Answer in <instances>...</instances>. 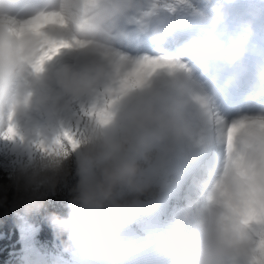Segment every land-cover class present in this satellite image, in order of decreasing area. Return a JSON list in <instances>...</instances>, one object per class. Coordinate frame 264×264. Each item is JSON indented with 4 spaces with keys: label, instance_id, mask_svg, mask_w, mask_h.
<instances>
[{
    "label": "clouds",
    "instance_id": "obj_1",
    "mask_svg": "<svg viewBox=\"0 0 264 264\" xmlns=\"http://www.w3.org/2000/svg\"><path fill=\"white\" fill-rule=\"evenodd\" d=\"M232 3L0 0V154L21 194L16 207L38 210L75 181L67 215L48 217L66 255L26 253L25 264H137L130 226L181 163L213 144L214 162L154 236L153 260L264 264V103L228 118L214 86L248 70L253 24L233 31ZM141 38L150 52L135 50ZM248 95L264 101V61Z\"/></svg>",
    "mask_w": 264,
    "mask_h": 264
},
{
    "label": "trees",
    "instance_id": "obj_2",
    "mask_svg": "<svg viewBox=\"0 0 264 264\" xmlns=\"http://www.w3.org/2000/svg\"><path fill=\"white\" fill-rule=\"evenodd\" d=\"M228 10L230 14L229 23L233 31L238 21L251 19L254 34L250 41L254 40V35L264 34V0H233V3L228 6ZM250 41L248 45L252 46L253 42ZM74 182V178L69 176L65 183L57 185L54 192L47 194L38 210L24 213L21 208L16 207L21 194L16 192L9 178L7 159L0 154V234L4 235L0 241L10 234L11 238L18 240L24 253L39 252L46 259L50 252L57 255H66L61 253L60 242L49 227L48 217L51 214L67 215L66 205L70 196L69 188ZM149 207L142 214L139 221L130 226L129 230L135 233L138 238L143 236L146 232L145 229L156 225L164 217L162 214L164 210L151 213ZM3 263L4 258L0 255V264ZM12 264H25V261L23 258H19Z\"/></svg>",
    "mask_w": 264,
    "mask_h": 264
},
{
    "label": "rangeland",
    "instance_id": "obj_3",
    "mask_svg": "<svg viewBox=\"0 0 264 264\" xmlns=\"http://www.w3.org/2000/svg\"><path fill=\"white\" fill-rule=\"evenodd\" d=\"M185 21L189 24L193 23V19L190 17H185ZM229 26L231 28L230 23H229ZM254 36H255L254 40L250 41V42H253V44H252V46L248 45V50H247L245 57H244V62H248V61H250V59H253V61H256V62L252 61L253 66L258 61H264V34H262V35L257 34ZM144 41H145V39L141 38L139 41L138 47L135 50L143 51V52H150L151 49L143 46ZM166 51H168V50H166ZM222 81H221V83H219L218 86H215L219 91V95L217 97V104H218V107H219V110L221 111V113L224 114L226 117L230 118L231 116L237 114V112L235 111V109H236L235 103L237 102V100L235 98L236 94L233 93V94L228 95L229 101L226 100V102L231 107H233V109L229 114H226L223 110V107H222V104L224 103V101H222L224 96H222L221 93H222L223 89H227V88L223 87ZM233 86H230L228 88H233ZM246 90H247L246 88H243L240 93L245 94ZM246 99L248 101L249 100L252 101L255 104L259 103V101L252 99L248 95V93H246L245 97L243 99H241V101H239V105L241 106V104L245 103ZM218 151H219V149L215 144L210 145L209 148L205 152L193 154V156L190 159L181 163L174 170L172 177H171V182L161 191V193L159 195V199L157 201H155L149 207V211L151 213H157L159 210H164V213H162L164 217H162V219H160L156 225L150 226L149 229L148 228L145 229L146 232L143 234V236L138 238L140 241V246L145 248V250L147 252H152V240H153L154 236L158 234L157 233L154 235L151 233V231L153 229H158V231H161L164 227V224H165L167 217L169 216V214L171 213L173 208L175 206H177L178 203L183 202V197L185 195V194H183V191H186L188 189L189 182L192 178V176L189 175V171L192 168H195L197 166H198V169L200 170L204 165L213 163L215 158H216V154L218 153ZM181 186L182 187L185 186V190L179 191ZM177 191H179V192H177ZM175 192H177V194H176L177 199H173V200L171 199L172 202H169V196L173 195ZM168 208H169V210H168ZM1 237H4V235L0 234V239H1ZM141 251H142V249H141ZM0 252H1V254H0L1 257L4 258L3 264H7V263L12 264L13 262L18 260L19 258H23L24 255L26 254L21 250V247L18 243V240L11 238L10 234L7 236V238L0 241ZM32 252L33 251H30L29 253H32ZM146 255H150L152 257V253H146ZM57 256H60V255H57V254L50 252L47 255V259H52V258H55Z\"/></svg>",
    "mask_w": 264,
    "mask_h": 264
},
{
    "label": "bare ground",
    "instance_id": "obj_4",
    "mask_svg": "<svg viewBox=\"0 0 264 264\" xmlns=\"http://www.w3.org/2000/svg\"><path fill=\"white\" fill-rule=\"evenodd\" d=\"M180 35H183V33H180ZM143 46L146 47V48H149V49L152 48V45L147 40H145L143 42ZM165 50L174 51V45L172 44V42H169L167 45H165ZM252 61H253V59H250V61H248V62H244L247 65V69H248L244 74H242V76L240 78V80L241 79H244V83L241 84V85H239L238 87L234 86L233 88H230V90H224L221 93V95L224 96L222 101H224L225 103H227L226 100L229 99L228 98V95L229 94H233V93L236 94V97L235 98H236L237 102L235 103V106H236L235 111L237 113L238 112H247V109H251V111H255L259 107V103L258 104H255V103H253L250 100L248 101L247 99L245 100L246 101L245 103L241 104L242 107L239 105V101H241V99H243L245 97L246 93H248V83H249V81L251 79L252 70L254 68V66L252 64ZM253 62H256V61H253ZM222 80H223V77L221 76V78L218 79L215 82L214 86H218L219 83H221ZM243 88H246L247 89L246 92H245V94L240 93ZM242 108H244V109H242ZM199 171L200 170L198 169V166H197L195 168H192L189 171V175L190 176H193V175L197 174ZM181 190H185V186L184 187L181 186L179 191H181ZM179 191H177V192H179ZM177 192H175L173 195L169 196V201L170 202H172L173 199H177L176 198ZM179 204H181V203H178V205ZM168 210H169V208H168ZM159 232L160 231H158V229H153L151 231V233L154 234V235L157 234V233H159ZM141 249H142L141 255H140V258H139L137 264H157V262H155L150 255H146V253H152V252H147L145 250V248H143V247H141Z\"/></svg>",
    "mask_w": 264,
    "mask_h": 264
}]
</instances>
